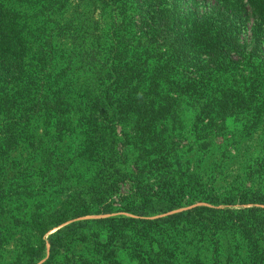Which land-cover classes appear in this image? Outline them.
Segmentation results:
<instances>
[{
    "label": "trees",
    "instance_id": "obj_1",
    "mask_svg": "<svg viewBox=\"0 0 264 264\" xmlns=\"http://www.w3.org/2000/svg\"><path fill=\"white\" fill-rule=\"evenodd\" d=\"M22 1L0 0V202L8 194L3 169L16 148L32 144L37 121L43 140L36 141L42 165L30 179L35 187L58 188L84 166L96 173L86 179L100 181L106 193L123 183L126 192L118 207L95 213L98 219H83L91 214L68 198L34 216L16 257L0 264H68L76 240L89 243L101 264H186L174 252L192 243L173 239L169 247L163 234L184 237L187 229L201 242L189 264H264V195L182 204L172 190L191 176L180 179V150L167 149L174 126L186 119L191 145L202 150L217 139L218 126L257 125L264 114V0H73L69 9L63 0H43V69H36L43 84L23 61L34 35L15 11ZM59 40L68 48L55 46ZM245 62L252 69H239ZM71 114H80L74 129L83 140L65 161L68 150H58L73 133ZM207 235L215 249L206 262ZM228 235L244 243L246 262L238 245L220 242Z\"/></svg>",
    "mask_w": 264,
    "mask_h": 264
},
{
    "label": "rangeland",
    "instance_id": "obj_2",
    "mask_svg": "<svg viewBox=\"0 0 264 264\" xmlns=\"http://www.w3.org/2000/svg\"><path fill=\"white\" fill-rule=\"evenodd\" d=\"M63 1L67 9L74 4L73 0ZM14 6L23 28L34 35V39L26 40L28 52L23 61L28 70L31 69V72L38 74L43 84L41 75L36 70L43 69V0H24L16 2ZM97 14L101 15L99 20L104 25L110 24L108 14L100 12ZM56 17L59 19L57 15ZM108 31L103 33L106 34ZM127 39L131 43V39L129 37ZM55 46L60 49L68 48V43L59 40ZM37 61L40 64L37 65ZM239 69H252V66L245 62ZM43 80H45L44 76ZM79 115H70L73 133L64 137L59 143V154L68 150L63 155L65 161L75 158L74 151L79 150L83 140L80 129H74ZM34 126L32 144H24L16 148L11 153L7 166L3 169L4 179L1 186L8 193L0 202V261L4 263H9L16 257L18 249L24 244L31 219L34 216L55 211L68 198L77 210L91 214L83 219H98L100 216L95 213L101 211L104 205L113 203L114 207H118L126 192V186H124L126 184L123 183L119 184L121 187L119 191L112 194L106 193L100 181L90 182L86 179L95 176L96 173L93 169L88 170L84 166L78 167L76 172L65 176L58 188L46 191L35 187L30 179L39 173L42 165L38 156V149L41 146L37 145L36 141L43 140V126L38 121L34 123ZM216 129L219 136L211 142V145H208L206 150H202L200 146L191 145L194 134L189 119H186L182 125L174 126L175 137L170 140L172 144L167 146V149L168 151L180 150V167L186 172L185 178L180 179H187L188 174L191 176L189 183H180L179 189L172 190L176 201L182 204L188 202L195 204L200 199L210 196L222 201L232 197H244L243 195L248 197L255 194L264 195V114L259 116L257 125L251 128L243 121L232 120ZM170 175L173 176V173ZM183 235L184 237L181 232L172 230L163 234L169 247L173 239L192 243L174 252L179 259L184 257L183 262L189 264L199 252L196 247L201 242L196 230L187 229ZM222 239L223 241L220 240V242H223L224 246L225 243L232 244L233 247L238 245L239 252L243 255L240 263L247 261L246 248L244 243L242 245L238 243L239 237L228 235ZM203 242L202 249L209 247L206 251L202 250L207 262L212 259V249H215V244L210 235L203 237ZM67 255L68 264H101L97 251L89 243L80 240L70 243ZM131 256L125 254L122 255V259L125 263H129L128 260H132Z\"/></svg>",
    "mask_w": 264,
    "mask_h": 264
}]
</instances>
